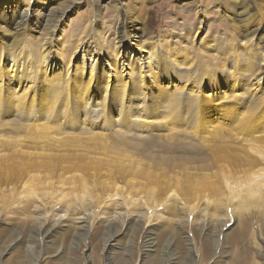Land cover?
Masks as SVG:
<instances>
[{
    "label": "rangeland",
    "instance_id": "obj_1",
    "mask_svg": "<svg viewBox=\"0 0 264 264\" xmlns=\"http://www.w3.org/2000/svg\"><path fill=\"white\" fill-rule=\"evenodd\" d=\"M6 1H0V141L21 144L15 146L21 155L0 147V264H264V201L249 199L243 232L234 214L216 247L200 238L223 221L208 215L214 211L208 200L229 197L223 175L264 178L263 165L227 159L264 147V0H11L2 9ZM121 35L135 36L130 48L140 49L126 57L130 71L114 63ZM108 57L113 70H99ZM242 118L251 120L250 138L241 132ZM47 150L49 166L24 170L28 176L16 168L26 154ZM77 155L111 159L133 172L110 177L117 184L105 194L96 187L99 200L73 207L50 201L40 191L71 200L83 195L78 172L87 179L99 170L102 178L106 168L116 173L110 164L68 169ZM219 155L226 160L218 163ZM205 177L206 186L195 187L192 181L205 185ZM32 190L40 194L29 199Z\"/></svg>",
    "mask_w": 264,
    "mask_h": 264
},
{
    "label": "bare ground",
    "instance_id": "obj_2",
    "mask_svg": "<svg viewBox=\"0 0 264 264\" xmlns=\"http://www.w3.org/2000/svg\"><path fill=\"white\" fill-rule=\"evenodd\" d=\"M1 1V0H0ZM11 2V0H8V1H6V3L4 4V5H2L3 7H2V9L3 8H6V7H4L6 4H9ZM1 10V9H0ZM17 13V12H16ZM15 18V17H14ZM7 21V20H6ZM128 37V38H127ZM135 38V36H126L125 37V35L123 36V35H121V36H119V38H118V47L117 48H119V51H118V53H117V56H119L118 58H117V61L116 62H114V63H117V62H119L120 63V65H119V67H121L122 68V66H124V68L125 69H128L129 68V71H130V63H127V60H126V57L127 56H129L130 54L132 55V54H135V57L137 56L136 54H138V53H140V49H139V47L138 48H135V50H137L136 52H138V53H135V52H133V50L134 49H132L131 50V43H130V41H133V39ZM74 48H76V47H74ZM89 49V46H88V48H87V50ZM75 50V49H74ZM86 50V56H88V54L90 53V50H88L87 51ZM126 52H125V51ZM93 51V50H92ZM131 55H130V57H131ZM139 55V54H138ZM81 58L82 59H84L85 58V55H83V54H81ZM100 58V57H99ZM108 59H109V57H108ZM139 59V57H137L135 60H138ZM147 59H150V57H149V55L147 56V58H142V59H140V60H142V61H144L142 64H140V67L139 68H141V66L142 65H144L145 64V61H146V63L148 64V60ZM12 60V59H11ZM83 61V60H82ZM91 62H92V60H90ZM102 61H103V58H102ZM130 61V60H129ZM94 62L96 63V60L95 61H93V65L91 64V66H90V69H92V67L94 66ZM141 63V62H140ZM104 64V65H103ZM115 66H116V64H114ZM146 65V64H145ZM111 66H113L112 64H111V60L109 59V61H105L104 60V63L103 62H101L100 64H99V70L100 69H102V70H105V71H112L113 70V68L111 67ZM51 69H54V67H53V64L51 65V67H50V71H51ZM133 69V68H132ZM55 70V69H54ZM141 70V69H140ZM264 70V69H263ZM91 72V71H90ZM264 73V72H263ZM127 74V73H126ZM93 79V78H92ZM238 94V93H237ZM173 95V94H172ZM177 96V95H176ZM17 98V97H16ZM175 99V98H174ZM18 103V102H17ZM16 103V104H17ZM18 107V106H17ZM12 110H13V108H12ZM14 110H16V109H14ZM203 110H205V111H208V112H211L212 110H211V108L209 107V106H203ZM255 113V114H254ZM253 113V115H252V117L250 118L252 121L254 120V118H255V116L257 115V113L256 112H254ZM232 116H230V118H231ZM234 117V116H233ZM242 121H243V123L241 124V126L243 125V130H241V132L243 133V134H246V136H250L251 137V133H252V131H251V129H250V127L251 126H253V125H251V120H249V121H247L248 119L247 118H242L241 119ZM36 121V120H35ZM44 123V122H43ZM246 124H247V126H246ZM263 124V123H262ZM17 125V124H16ZM30 125V124H29ZM254 125H256L257 126V124L256 123H254ZM18 127H19V125H18ZM28 128V127H27ZM14 129V128H13ZM245 130V131H244ZM253 130V129H252ZM257 130V129H256ZM18 131V130H17ZM41 131V130H40ZM32 132V131H31ZM38 132V131H37ZM205 133V132H204ZM48 134V133H47ZM59 134V133H58ZM254 134V133H253ZM34 135V134H33ZM36 135H37V133H36ZM42 135V134H41ZM41 135H39L40 136V138L44 135L45 136V134H43L42 136ZM221 135V134H220ZM38 136V137H39ZM224 136V135H223ZM248 136V137H249ZM257 136V135H256ZM18 137V136H17ZM222 137V136H221ZM249 137V138H250ZM22 138V137H21ZM227 138V137H226ZM11 139V138H10ZM43 139V138H42ZM41 139V140H42ZM51 139V138H50ZM248 139V138H247ZM252 139V138H251ZM23 140V139H22ZM29 140V139H28ZM44 140H45V138H44ZM264 140V139H263ZM12 141H13V139H12ZM12 141H8V142H12ZM18 141V140H17ZM47 141V140H46ZM250 142H252V144H254L256 141H254L253 139H252V141L251 140H249ZM257 141H259V140H257ZM0 142H2V141H0ZM3 142H6V141H4L3 140ZM0 143V147H1V149H2V151L4 152V150L3 149H6L5 150V153L7 152V151H9V150H7V149H15V146H19V147H21V144H15L14 142H12V143H14V144H9L8 142H6V144L5 143ZM19 142V141H18ZM17 143V142H16ZM46 144V143H45ZM262 144V143H261ZM27 145H29V144H27ZM48 145V144H47ZM33 146V145H32ZM36 146V145H35ZM34 146V147H35ZM45 146V145H44ZM51 146V145H50ZM246 146V145H245ZM105 147V146H104ZM30 148V147H29ZM32 148V147H31ZM39 148V147H38ZM37 148V149H38ZM49 148V147H48ZM47 148V149H48ZM249 148V147H248ZM26 149H27V147H26ZM33 149H35V148H33ZM51 149V148H50ZM221 149V148H220ZM16 150H18V149H15L14 151L17 153L18 151H16ZM22 150V149H21ZM36 150V149H35ZM40 150V149H39ZM38 150V151H39ZM54 150V149H53ZM34 151V150H33ZM42 151V150H41ZM232 151V150H231ZM0 152H1V150H0ZM10 152V151H9ZM47 152H48V150H47ZM218 152V151H217ZM11 153V152H10ZM16 153H15V155H16ZM23 153V152H22ZM28 153V152H27ZM36 153V152H35ZM44 153V154H43ZM51 153V152H50ZM219 153H222V152H219ZM225 153H227V151L225 152ZM243 153H245V154H247V152H243ZM248 153H251V154H248V156H245L244 154V156H241L240 154H238V153H232L231 155H227V159L229 160L228 162V164L230 165V164H235L234 166H240V164H242L243 166L245 165L246 167H247V165H248V167H251V166H254V168H256L255 166H257V165H263L264 166V147H261V146H259V145H255V146H253V147H251L250 148V151L248 152ZM53 154V153H52ZM229 154V153H228ZM10 155V154H9ZM14 155V154H13ZM18 158H20V155H19V152H18ZM34 155V153L32 154H26V156H27V162L26 161H23V162H26V163H21L19 166H17L16 168L18 169V170H21V171H23V172H21V173H25V171L27 170V169H30L31 170V172H33L32 170H38V169H40V167H42V166H49L48 165V163H46V162H48V161H51L52 160V158H53V156H51L52 158H50V160H48L49 159V156L51 155V154H49V152L48 153H46L45 151H43V152H41V153H36V157L35 156H33ZM63 155H65V154H63ZM224 155V154H223ZM226 155V154H225ZM1 156V155H0ZM2 156H3V154H2ZM1 156V157H2ZM8 156V154L6 155V157ZM61 156V155H60ZM66 156V155H65ZM65 156H62L61 158H60V160L59 159H56V160H54V161H62L63 162V160H65L66 159V157ZM4 157V156H3ZM11 156H9V158H10ZM15 157V156H14ZM22 157V156H21ZM55 157H58V156H56L55 155ZM67 157H69V156H67ZM73 157V156H72ZM85 157V156H84ZM82 158L80 155H77V156H75L73 159L71 158V160H69V161H71V162H73L72 163V165L74 164V166H72V167H67L68 169H73V170H76V171H85V172H88V171H90V169H92L93 171H95V170H97V169H101L102 168V164H103V166L104 167H108V164H110V167H115V164H112V160L111 159H109V160H106L105 162H100V161H97V160H92V161H90V159L89 158H87V160L85 159V158ZM220 155H219V157H216V160H218V163L220 162V161H225L226 160V157L224 156V157H221V159H220ZM215 158V157H214ZM11 159H13V158H11ZM23 159H25V158H23ZM70 159V158H69ZM223 159H225V160H223ZM3 162H4V159H1ZM9 160V159H8ZM214 160V159H213ZM2 161H1V163H2ZM21 161V160H20ZM59 163V162H58ZM68 163V162H67ZM9 164V163H8ZM16 164H18V163H16ZM65 164V163H64ZM1 165V164H0ZM61 165V164H60ZM62 165H63V163H62ZM62 165H61V167H62ZM219 165V164H218ZM226 165V164H225ZM65 166V165H64ZM67 166H68V164H67ZM117 166V165H116ZM135 166V165H134ZM233 166V165H232ZM2 167H5V166H3V163H2ZM1 167V168H2ZM57 167V166H56ZM242 167V166H241ZM7 168V167H6ZM24 168H26V169H24ZM46 168V167H45ZM225 168L227 169V171H228V168H227V166H225ZM252 168V167H251ZM250 168V169H251ZM5 169V168H4ZM11 169H12V167H11ZM13 169H15V168H13ZM65 169V168H64ZM67 169V170H68ZM135 169H136V167H135ZM140 169V168H139ZM226 169H224V170H221V174L226 170ZM232 169H234V167H232ZM231 169V171L229 170V172H232V171H234V170H232ZM236 169V168H235ZM241 169H245V168H241ZM248 169V172H250L251 170L249 169V168H247ZM262 169L264 170V167H262ZM1 170V169H0ZM3 170V169H2ZM25 170V171H24ZM41 170H43V169H41ZM48 170V169H47ZM17 171V170H16ZM29 171V170H28ZM39 171V170H38ZM37 171V172H38ZM100 171L101 170H99V171H97L96 172V174L95 173H92V175H91V177H90V179H87L86 177H85V173H77V175H76V178H77V176L79 175V178L78 179H76V181L77 182H79L80 184H81V186L84 188V191L82 192L83 193V195L82 196H74V198H73V200H71V198L70 197H72V196H67V193H63V194H61V192L60 193H58V192H56V190H55V192H52V191H50V192H44V191H40V193L43 195V196H45L46 195V197L48 198V199H50V201H54V200H56L57 201V203H61V204H63V203H66L67 204V206L68 207H73L74 205H73V203H77V201H79V202H85V201H88V198L90 199V197L91 196H93L92 198H93V200H94V197H96L95 199H98L99 200V198L100 197H98V196H100V195H98L99 193H95L94 192V190H95V188L96 187H98V189H100V191H101V193L102 194H105V192H106V190H108L109 189V187L110 186H112V185H115V187H116V182H114V181H112L111 183H114V184H112V185H109V184H111V183H108L107 181L110 179V177L112 178V180H114V179H125L127 176H128V173L127 172H129V170H125V168L123 167V166H120V167H115V171H116V173H112V171L110 170V168H106V170L104 171V173H103V177L102 178H100V177H96V175L97 174H99L100 173ZM132 171V170H131ZM131 171L129 172L130 173V175H131ZM143 171V170H142ZM242 171V170H241ZM245 171V170H244ZM1 172V171H0ZM30 172V171H29ZM42 172V171H41ZM133 172V171H132ZM138 172H140V171H138ZM206 172V171H205ZM12 173V172H11ZM14 173V172H13ZM18 173V172H17ZM226 173V171L223 173V174H225ZM234 173V172H233ZM245 173V172H244ZM4 174V173H3ZM26 174V173H25ZM141 174H143V173H141ZM140 174V175H141ZM147 174H150V173H147ZM213 174V173H212ZM222 174V175H223ZM249 174H251V173H249ZM248 174V175H249ZM12 175V174H11ZM17 175V174H16ZM27 176H28V174H26ZM33 175V176H32ZM30 174V176L31 177H28L27 178V176H26V178L27 179H29V178H35V179H37V183H36V185L38 186V184H40V185H43V181H41V179L38 177V175L37 174ZM208 175H210V174H208ZM228 175V174H227ZM133 176V175H132ZM150 176V175H149ZM224 176V177H223ZM222 176V180H223V178H224V184H225V187H226V189H228V192H229V197H226V198H223V200H216V199H214V200H208L209 201V203H210V205H212V204H214V211H212L211 213H208V215L210 214V216H214V217H220V219L221 220H223V221H219V228H218V231H216V232H214V230L216 229V227H213L208 233H205V236H201L200 238H204L203 239V244H205V246H208V245H211V244H214L215 245V243H217L216 245H215V247L219 244V239H221L222 237H224V235L225 234H223V232L221 233V230H223L224 228H228L229 227V224H230V219H228V216H230V218H231V222L233 223L234 221H235V217L233 218V215L235 214V216L236 217H238L237 219H238V226H239V231L238 232H240V230H242L244 227H245V224L244 223H246V221H244V218H245V212L247 211V210H249V209H247L248 207H249V205L250 204H248V202H249V199L250 198H252V200L251 201H253V199L254 200H256V201H264V178H261L259 175H257L256 177L254 176V177H251V176H249L248 178L246 177V176H244V178L242 179L241 177H239V175L237 176H233V175H231V176H225V175H223ZM232 176H233V178H232ZM21 177V176H20ZM23 177H25V176H23ZM73 177V176H72ZM148 177V176H147ZM151 177V176H150ZM213 177V176H212ZM4 179L6 180L7 178L6 177H4ZM3 179V180H4ZM27 179H26V181H27ZM71 179H75V178H71ZM127 179V178H126ZM151 179H152V177H151ZM200 179H202V178H200ZM256 179H258V180H256ZM2 180V181H3ZM15 180V182H16V179H14ZM188 180V179H187ZM205 185H202V184H200L201 182L200 181H198V180H194V181H192L193 182V184L195 185V187L197 186V188H198V185H199V187H201V186H206V182H207V177H205ZM232 180V181H231ZM242 180H244V181H246V183H247V185H246V183H244V182H242ZM18 181V180H17ZM19 181H20V179H19ZM22 181V180H21ZM69 181H71V180H69ZM74 181V180H73ZM72 181V182H73ZM133 181V180H132ZM202 181H204V180H202ZM241 181V182H240ZM12 182V181H11ZM23 182H25V180H23ZM28 182V181H27ZM36 182V181H35ZM134 182H137V181H133V183ZM234 182H236V183H238V185L236 184V183H234ZM2 183V182H1ZM30 183H32V182H30ZM29 183V184H30ZM90 183V184H89ZM116 183V184H115ZM148 183V182H147ZM209 183V182H208ZM219 183V182H218ZM233 183V184H232ZM241 183H244V185H246V188L244 189V190H241L240 188L242 187V185H241ZM13 184V183H12ZM29 184L27 185V186H29ZM131 184H132V182H131ZM191 183L189 182V185H190ZM59 185V188H63V184H58ZM134 185V184H133ZM135 185H136V183H135ZM143 185V184H142ZM209 185H210V183H209ZM208 185V186H209ZM220 185V184H219ZM219 185H218V187H219ZM243 185V186H244ZM73 186V185H72ZM75 186V185H74ZM79 186V185H78ZM233 186H235V188H233ZM22 187H23V185H22ZM31 187V186H30ZM41 187V186H40ZM46 187V186H45ZM55 187H57V186H55ZM140 187V186H139ZM143 187H144V185H143ZM193 187V186H192ZM191 187V188H192ZM23 188H25V187H23ZM29 188V187H28ZM27 188V189H28ZM37 188V187H36ZM158 188V187H157ZM202 188V187H201ZM211 188V186L208 188V189H210ZM221 188V187H220ZM237 188V189H236ZM40 189V188H39ZM97 189V188H96ZM122 189V188H121ZM139 189V188H138ZM196 188H194V190H195ZM25 190H26V188H25ZM25 190H23V191H25ZM30 190V189H29ZM35 190V189H34ZM34 190H32L31 191V195H29L30 197H29V199H31V198H33V197H35L36 195H39V194H36L37 192H35ZM42 190V189H41ZM44 190V189H43ZM194 190H192L193 191V193H196ZM28 191V190H27ZM25 192V193H27L28 194V192ZM196 191H198V190H196ZM13 193H14V191H13ZM25 193H23V194H25ZM29 193H30V191H29ZM58 193V194H57ZM94 194V195H90V194ZM148 193V192H147ZM201 194H203L202 192H200ZM107 195V194H106ZM152 195H154L153 194V192H152ZM195 195V194H194ZM198 195H200V194H198ZM21 196V195H20ZM20 196H18V197H20ZM25 196H27V195H25ZM149 196V195H148ZM151 196V195H150ZM173 196V195H172ZM176 195H174V197H175ZM197 198H198V196L197 195H195ZM203 197L201 198L200 196V198L201 199H203L204 198V201H207V199L208 198H205L204 197V195H202ZM208 196V195H207ZM45 197V198H46ZM105 197V196H104ZM112 197H114V195H111V196H109L108 195V197L107 198H109V199H111ZM42 198V197H41ZM57 198V199H56ZM151 198H153V197H151ZM209 198H211V197H209ZM21 199V198H20ZM23 199V198H22ZM35 199V198H34ZM40 199V198H39ZM43 199V198H42ZM14 200V199H13ZM27 200V199H26ZM47 200V199H46ZM72 201V202H70V203H68V201ZM155 200V199H154ZM32 201V203H35V202H33V200H30V202ZM180 201V200H179ZM195 201V199H193V201L192 202H194ZM251 201H250V203H251ZM93 202H96V201H93ZM153 202H155V201H153ZM191 202V203H192ZM146 203V202H145ZM145 203H144V205H145ZM195 203V202H194ZM193 203V204H194ZM201 203H203V201L201 202ZM205 203V202H204ZM259 203V202H258ZM54 204H56V203H54ZM65 204V205H66ZM123 205H126L125 204V202H123L122 203ZM147 204V203H146ZM208 204V203H207ZM26 205H28V203L26 204ZM148 205V204H147ZM159 205V204H158ZM164 205V204H163ZM257 205V204H256ZM78 206L80 207V205L78 204ZM90 206V205H89ZM88 205H87V207H89ZM93 206V205H92ZM96 206V205H95ZM195 205H192V206H189L188 205V209H190L191 211L192 210H196L197 209V207H194ZM68 207H66V208H68ZM199 207V206H198ZM232 207V208H231ZM166 208H168V207H166ZM196 208V209H195ZM208 208V206H206V203H205V210ZM250 208V207H249ZM98 209V208H97ZM164 209V208H163ZM171 209H173V208H171L170 207V209L169 210H171ZM187 209V211H189ZM73 210H75V211H77L78 210V212L79 211H81V208H77V206H75L74 208H73ZM168 210V211H169ZM200 210V209H199ZM198 210V212H201V211H199ZM208 210V209H207ZM85 211H86V209H85ZM85 211H84V213H85ZM173 211H174V213L175 214H178V210L176 209V208H174L173 209ZM204 211V210H203ZM202 211V212H203ZM91 212V211H90ZM209 212V211H208ZM230 212V213H229ZM223 217H225V218H227V219H223ZM149 218V217H148ZM241 221V222H240ZM83 222V221H82ZM244 222V223H243ZM84 223V222H83ZM85 226H79V229H83ZM111 229V226L110 227H107V232L109 231ZM212 230H213V232H212ZM225 230V229H224ZM238 230V229H237ZM201 231H202V229H201ZM207 231H208V229H207ZM206 231V232H207ZM44 233H42V235H43V237L45 238V237H47V235H49V230L48 229H46V230H44L43 231ZM237 232V233H238ZM242 232H243V230H242ZM41 233V232H40ZM202 233H204V232H202ZM236 232L235 233H233V234H235V235H237L238 236V234H237ZM213 235H215V236H213ZM234 235V236H235ZM237 236H235L236 238H237ZM151 239V238H150ZM150 239H148V240H150ZM149 243V242H148ZM147 245V244H146ZM215 247H214V250H215ZM147 251H146V255H147V253H149V252H151V243H149L148 245H147ZM191 250V249H190ZM145 254V253H144ZM194 264V263H193Z\"/></svg>",
    "mask_w": 264,
    "mask_h": 264
}]
</instances>
